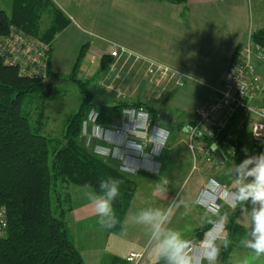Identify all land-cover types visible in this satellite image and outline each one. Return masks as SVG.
<instances>
[{
    "label": "trees",
    "instance_id": "16d2710c",
    "mask_svg": "<svg viewBox=\"0 0 264 264\" xmlns=\"http://www.w3.org/2000/svg\"><path fill=\"white\" fill-rule=\"evenodd\" d=\"M164 1L185 3L187 0ZM45 12L50 13L51 23L41 29ZM70 22L69 15L54 0H12L11 11L0 8V35L7 34L12 26L23 28L35 37L51 42V52L56 34ZM250 39L264 50V26L255 28ZM244 44H238L232 62ZM86 46L87 43L82 46L74 69L68 74L78 82L84 96L65 120L64 130L59 135L44 132L49 116L47 100L55 93L54 84H47L46 80L65 77L52 69L47 79L23 74L18 65L6 62L0 53V206L5 207L8 216L5 232L0 234V264H86L67 219V212L72 209L70 184L89 185L98 191L102 180L108 177L122 179L120 195L113 203L121 224L136 193L133 175L120 173L118 164H106L92 148L85 146L81 125L93 107L100 113L99 122L105 125L112 124L111 120L117 118L115 111L125 105L143 104L153 115V121L163 108L155 112L141 99L114 105L106 101L94 103L98 96L88 88L87 80L77 76ZM111 60L109 54H104L99 72H105ZM177 125L181 129L182 124ZM204 138L210 142L215 140L207 135ZM229 212L228 235L232 244L221 251L217 264H228L229 259L234 258V251L239 248V239L244 234L242 224L235 217L237 212ZM210 227V224H201L190 238L201 239ZM121 228L118 224L109 230ZM113 264L130 262L122 256H114ZM160 264L164 262L160 261Z\"/></svg>",
    "mask_w": 264,
    "mask_h": 264
},
{
    "label": "crops",
    "instance_id": "0c3cea01",
    "mask_svg": "<svg viewBox=\"0 0 264 264\" xmlns=\"http://www.w3.org/2000/svg\"><path fill=\"white\" fill-rule=\"evenodd\" d=\"M54 1L69 15L71 22L58 31L54 39L50 60L53 71L60 76L72 72L82 46L87 43L77 68L78 76L98 72L103 55L109 54L112 43H118L120 48H124L122 52L132 51L144 62L172 68L167 73V77H170L167 81L170 85L168 91H171L168 99L186 111L188 116L185 120L175 121L164 109L159 116L167 122L170 119L181 123L184 130L187 125L195 123L197 107L217 97L231 70L232 56L238 44L246 43L255 29L252 25V0H187L185 3L164 0ZM94 37L97 38L93 40ZM86 54L89 56L84 60ZM254 61L263 79L264 58L255 53ZM260 95L258 91L251 98V103L261 101ZM139 96L142 98L143 95ZM244 116L239 111L228 125L238 142V152L234 156H238L235 160L237 163L244 158L245 153L241 149L245 146L252 153L264 151V138L255 136L252 131L249 135L245 126H240ZM185 133V141L191 150L189 130ZM173 145L167 143L161 154H166ZM157 161L160 171L162 162ZM201 161L204 165L200 167V172L204 177L195 197L202 183L210 177L219 179L218 174L226 177L225 181L232 185V177L227 171L232 162L228 158L218 166ZM140 172L148 173L146 170ZM77 186V198L72 193L74 200L72 209L67 212V219L86 264H103L106 256L113 264L114 256L126 258L132 249L142 251L144 256L145 250L141 248L131 247L123 254L110 248V233L114 230L98 224V217L86 195L88 190L82 185ZM235 217L238 223L243 224L239 212Z\"/></svg>",
    "mask_w": 264,
    "mask_h": 264
},
{
    "label": "clouds",
    "instance_id": "9594fccd",
    "mask_svg": "<svg viewBox=\"0 0 264 264\" xmlns=\"http://www.w3.org/2000/svg\"><path fill=\"white\" fill-rule=\"evenodd\" d=\"M99 116L98 109L93 107L82 122L81 138L86 147L92 148L95 155L110 166L111 162H118L120 173L135 175L143 168L157 176L160 174L156 157L166 149L168 128L160 122L153 124L151 113L143 108H122L116 124L105 125L99 122ZM191 128L189 124L185 131ZM241 150L244 158L238 163L234 160L227 170L232 186L226 187L217 179L209 178L193 201L204 209L201 223L211 225L202 239L187 237L168 226L182 206L183 215L191 211L179 191L166 208H143L132 218V223L149 228V243L154 246L157 264L160 261L164 264H217L221 251L232 244L228 235L229 210L239 212L243 220L244 234L239 239V247L256 258L264 257V151L252 153L247 146ZM122 183L120 178L108 177L100 182L98 191L84 185L102 228L112 229L118 224L124 227L113 208ZM171 185L172 181L163 177L156 184V191L166 197ZM228 264H249V259L247 256L230 258Z\"/></svg>",
    "mask_w": 264,
    "mask_h": 264
},
{
    "label": "rangeland",
    "instance_id": "374dc122",
    "mask_svg": "<svg viewBox=\"0 0 264 264\" xmlns=\"http://www.w3.org/2000/svg\"><path fill=\"white\" fill-rule=\"evenodd\" d=\"M251 7L252 25L255 28L264 26V0H252ZM0 8L11 11L12 0H0ZM50 23L51 15L45 12L41 19V29L47 28ZM95 38L97 37H94L93 40ZM98 39L101 41V38ZM115 47L118 49V54L114 55L108 52L112 57V63L105 72L96 71L88 76H78L77 73L78 77L87 80L88 88L96 93L98 96L97 98L111 105L117 102H134L137 99H141L149 103L150 108L152 107L155 112L162 107L164 111L170 114V118H173L175 121L187 119L188 115L186 111L178 108L176 104L170 102L168 99L171 91H168L170 85H168L167 81L170 77H167V74H162L161 72L162 68L166 65L159 66L153 62L146 61L145 63L141 60L142 58L136 57L132 51H128V53L122 52L124 48L121 47V49L118 43H112L109 50ZM86 55L84 60L89 56V54ZM258 73L261 83V89L259 90L261 101L252 103L254 108L264 107V78L262 79L260 72ZM62 76L65 78L53 83L55 93L47 100L46 110L49 116L44 132H50L55 135H59L63 132L65 120L76 110L84 96L76 80L69 78L68 74H63ZM179 86L180 85H178V87ZM141 94L143 96L139 98ZM122 107L146 108L143 104L125 105ZM111 109L114 110V107H111ZM120 110L121 109L115 111V117L117 118L114 121L111 120L112 124L119 123L120 118L118 117H120ZM244 118L245 130L251 135L250 131H252L253 123L260 121L261 116L256 111L249 110ZM164 119V117L158 116L156 121H153L152 115L153 124L160 122L162 126L169 129L170 136L168 143H174V145L167 150L166 154H161L156 157V160H161L160 162H162L161 170L159 171L160 174L158 176L153 172H151V174L140 172L133 175L136 180L137 191L123 221L124 227L119 231L110 233V248L119 251L121 254L125 253V251L131 247L145 250L144 256H142L139 264H153V262L157 261L154 246L149 243V228L144 225L132 223V218L138 214L141 209L147 207L166 208L172 201V198L176 197L177 191H179L180 197L184 199L185 203L191 208V211L188 215H183L182 213L185 209L182 206L176 211L168 226L181 231L187 237L193 235L196 228L202 224L201 216L204 213L203 208L193 203L197 187L202 177H204L203 173L200 172V167L204 165L201 161V156H195L193 151L189 150L187 142L185 141L187 137L185 130L182 127L180 129L176 122L169 121L170 119H168L167 122L165 121L166 119ZM234 156L235 155L229 156L228 161L233 163L238 157ZM163 177H167L172 181V185L170 186L171 191L166 197L158 193L155 187ZM218 177L223 181L227 180L226 177L220 174H218ZM77 187V184H70L68 189L76 198ZM57 188L62 189L60 185H57ZM65 197L66 196H64V198ZM180 197H177V199ZM73 200L72 197L71 201L73 202ZM243 256L248 257L249 264H264L263 257H259L260 259L256 258L241 247L235 249L234 258ZM103 264H111L107 256Z\"/></svg>",
    "mask_w": 264,
    "mask_h": 264
},
{
    "label": "built area",
    "instance_id": "2783aa9c",
    "mask_svg": "<svg viewBox=\"0 0 264 264\" xmlns=\"http://www.w3.org/2000/svg\"><path fill=\"white\" fill-rule=\"evenodd\" d=\"M255 52L259 57L264 56V50L249 39L244 44L241 53L232 62L231 70L227 74L224 85L219 88L217 97L196 109L197 118L192 124V128L189 129L188 143L194 155L201 156L203 161L217 166L225 161L213 150V142H216L227 156L238 152V143L229 131L228 125L239 111L244 115L249 110L260 114L261 120L253 123L252 132L255 136L264 138V107L254 108L251 103V98L261 89L260 75L253 59ZM0 53L6 62L18 65L23 74L40 76L44 79L49 76L51 42L35 37L23 28L12 26L7 34L0 35ZM109 53L118 54V49L115 47L109 50ZM170 70H172L171 67L164 66L161 72L167 74ZM140 108L150 113L144 107L137 109ZM240 126H245V118H242ZM205 135L214 137L215 140L210 142L204 138ZM208 179L202 183L198 192ZM215 179L226 187L232 186L226 181ZM7 222L6 209L4 206H0V234L5 232ZM142 256V251L132 249L126 258L131 264H139Z\"/></svg>",
    "mask_w": 264,
    "mask_h": 264
},
{
    "label": "water",
    "instance_id": "95a60500",
    "mask_svg": "<svg viewBox=\"0 0 264 264\" xmlns=\"http://www.w3.org/2000/svg\"><path fill=\"white\" fill-rule=\"evenodd\" d=\"M59 80H61L60 77H55V78L46 80V83L47 84L54 83V82H57ZM94 103L103 104L104 101L102 99L96 97L94 99ZM212 148L218 154V156L221 157L223 160H226L227 159L226 154L224 153V151L222 150V148L216 142H213L212 143Z\"/></svg>",
    "mask_w": 264,
    "mask_h": 264
}]
</instances>
